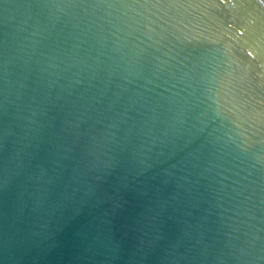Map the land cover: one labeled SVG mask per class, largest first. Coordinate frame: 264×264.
<instances>
[{
    "label": "water",
    "instance_id": "water-1",
    "mask_svg": "<svg viewBox=\"0 0 264 264\" xmlns=\"http://www.w3.org/2000/svg\"><path fill=\"white\" fill-rule=\"evenodd\" d=\"M0 264H264V0H0Z\"/></svg>",
    "mask_w": 264,
    "mask_h": 264
}]
</instances>
